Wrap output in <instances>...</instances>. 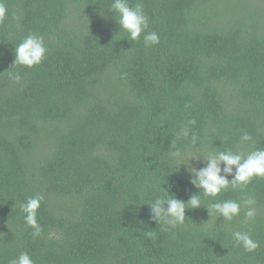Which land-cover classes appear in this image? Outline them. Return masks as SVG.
Listing matches in <instances>:
<instances>
[{"label":"trees","instance_id":"16d2710c","mask_svg":"<svg viewBox=\"0 0 264 264\" xmlns=\"http://www.w3.org/2000/svg\"><path fill=\"white\" fill-rule=\"evenodd\" d=\"M262 2L128 0L159 36L145 47L143 33L131 40L120 29L112 0H3L0 264L21 252L34 264H264V177L204 196L188 171L203 158L179 166L172 155L264 148ZM30 34L44 38L45 58L13 65ZM186 125L189 137L177 138ZM200 191L182 224L152 218L156 198ZM37 194L33 236L20 205ZM248 197L251 220L243 205L232 220L207 209ZM235 231L259 247L245 251Z\"/></svg>","mask_w":264,"mask_h":264},{"label":"clouds","instance_id":"9594fccd","mask_svg":"<svg viewBox=\"0 0 264 264\" xmlns=\"http://www.w3.org/2000/svg\"><path fill=\"white\" fill-rule=\"evenodd\" d=\"M111 12H115L118 16L120 29L127 32L131 40H137L143 33L145 47L159 43V36L156 32H146L148 28V18L143 11L141 3H137L135 7H131L128 0H112ZM7 13V8L0 0V19ZM15 60L13 65L25 67H33L39 65L45 58L47 47L44 38L35 34L26 36L18 45L15 46ZM9 78L15 82L21 80L20 74L9 71ZM194 121H188L193 124ZM190 135L189 128L186 125L177 134V138H188ZM195 134L191 135V143L196 142ZM252 137L248 133L241 136V141H251ZM177 159L179 166L181 164L188 165L190 161L203 158L204 167H189L188 171L192 175L191 183L202 190L204 196H217L221 191L227 190L229 186L233 188L246 186L253 177H264V148H259L245 155L239 151L225 150L215 153H209L207 156L189 157L181 154L179 151L172 153ZM221 164L224 165L223 169ZM223 172V175L221 174ZM228 176H233L229 181ZM200 193L190 196L187 202L174 198L158 197L149 206L151 208L152 218L158 220L164 219V223L175 227L182 224L185 220V210L189 208L201 207ZM43 196L37 194L29 197L26 202L20 205L21 211L25 214V223L30 226L33 236L40 235V226L37 223L36 213L40 207ZM256 200L252 197L244 199L241 203L235 200H225L222 202H214L208 206V210H214L219 217L224 220H232L238 216L242 205L246 207L245 218L251 220L257 215L254 205ZM167 205L165 208L164 206ZM233 239L238 246H242L245 251L253 252L259 244L248 232L235 231L232 233ZM11 264H34L27 252H21L18 257L11 261Z\"/></svg>","mask_w":264,"mask_h":264},{"label":"rangeland","instance_id":"374dc122","mask_svg":"<svg viewBox=\"0 0 264 264\" xmlns=\"http://www.w3.org/2000/svg\"><path fill=\"white\" fill-rule=\"evenodd\" d=\"M262 5H263V7H264V3L262 2Z\"/></svg>","mask_w":264,"mask_h":264}]
</instances>
